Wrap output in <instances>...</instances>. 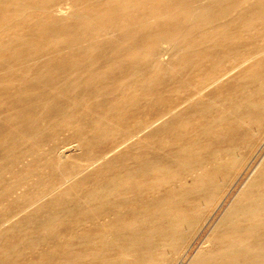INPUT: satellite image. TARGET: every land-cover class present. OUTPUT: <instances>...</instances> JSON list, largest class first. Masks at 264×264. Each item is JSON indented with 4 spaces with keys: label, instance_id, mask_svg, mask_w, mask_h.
Segmentation results:
<instances>
[{
    "label": "rangeland",
    "instance_id": "rangeland-1",
    "mask_svg": "<svg viewBox=\"0 0 264 264\" xmlns=\"http://www.w3.org/2000/svg\"><path fill=\"white\" fill-rule=\"evenodd\" d=\"M62 1L63 0H48V1H46V0H44V1L43 0H34V1H32V0H14V1H12V0H0V34H1L0 35V43H1L0 44V57L2 56V58H0V67H1L0 68V70H1V72H0V115H1L0 116V138H1L0 143L2 142V144L0 145L1 146L0 147V151H1L0 152V163H1L0 164V175H1V177H0V187H1L0 199L4 198L6 200V201L4 199H3V201L0 200V201H2V203L0 202V220L8 218L9 216L13 215L16 211H18L20 208L25 206L23 208V211H20L16 214V216L19 215L18 218L14 219V221H12V223L6 225L5 227L0 228V264H22V263L23 264L24 263L25 264H33V262H35L37 264H48V263L49 264H53V263L57 264L58 262H59L58 264H61V262H62V264H79L80 262H81L80 264H96V263L97 264H102V263L108 264L107 261H108V259H110V257L112 258V260H113V258L114 259L116 258V260H117L118 253L120 251L119 247H118V249H116L114 247H117V246H113L110 241H106L108 243H102L101 244L100 242L98 243V241H95L92 238L93 235L95 236V234H100L103 231V230H101V229H103V226H104V229L106 228V230L110 229L109 227H108L109 228L108 229L107 226H111L112 223L114 222L113 221L114 219L111 220L112 217L108 216L106 213V211H108V209L110 207L107 205L100 206L95 211V213L92 214L90 212V208L87 206V204L82 203L83 196H85L86 193H88L90 190H92V187L94 185L97 187H102L105 183H107V181L114 182L113 180H115L116 178L119 177L122 169L124 168L126 163H129V161L134 163V162H136L135 160L138 159L139 157H141V158L145 157L144 160L149 159V157H151L150 159L168 160L173 156V154L177 153V151L182 146L187 147V146L192 145V143H195V142L201 146H204V145L206 146V145H210V144L211 145L212 144L217 145L219 143V141H222V140L227 141V140H229V138L231 136L230 135L231 133H230L229 134L230 136L228 135V137L220 138L219 132L223 131L224 129H226L228 132V129H230L231 127L232 128L234 127L235 133H233V135L235 136L236 142L238 143V150L239 151L241 150L240 152H242V151L243 152L241 153L242 155L237 152L236 162H238V163H236V166H235L236 169L230 168L229 169L230 171H228V170H226V169H228V167H225L226 169L225 168L223 169L224 173H222L223 171H221V175H220V178L218 181L220 183H217L218 184L217 186L220 188L222 187V188L218 189L216 186V188H217L216 192H217V194L220 195V198L218 197L219 195L217 196L218 202L215 201L214 205H209L211 202L208 203L206 206V209L203 206V209H204L203 211H205L207 213V215H206L207 218L205 217L206 220L204 219L203 220L204 222H203L200 220L202 215H198V217H199L198 219L201 221L199 224L200 229L198 227V229L195 232H193L194 230L191 228H188V230L186 229V231L183 230L179 235V240L176 241L178 244L175 242V244L172 246V249L168 250L169 252L167 251L168 252V253H166L167 255L165 254L162 257L163 260L161 262L156 263V264H159V263H161V264H188L190 262V260L193 258V256L198 252V250L200 251L204 247V245L206 246V243L204 241H206L207 237L209 236L210 232L212 231L213 226L218 222V220L221 218V216L227 210V208L229 207L231 202L237 196L239 191L243 188V186L245 185V183L247 181V176H248L250 170L254 167V165L259 161L260 157L264 154V141H263L264 138H263L259 142L260 145L257 148V150L253 151L254 154L251 153V157L247 161V159H246L247 154L245 155V153L247 152V141L250 139V137L252 139L256 138V136H257L256 131H258V130L262 132L261 134H264V129L261 130V128L260 129L256 128V130H253V131H252V129L247 130L246 125H243L242 123H240L238 121H235L236 115H239V113H242V112L246 113L247 110L249 111V110L253 109L252 106L248 105L249 101L256 100L259 97H261L263 94L260 92V90L258 88V83H256V81H254V79H255L254 75L256 74V71H258L260 69V66H261V63L257 64V61L261 60L264 57V55L258 56L253 62H249V63L246 62L247 64L245 63V64L240 65V66L238 64H239V62L241 63L243 60V54L242 53L244 51H246V50L248 51L250 49L256 51L260 48L258 46L264 45V37L262 38L264 33L259 32V31L257 32L256 30L255 31H248L247 27H248V25H251L250 24L251 20L249 19L251 14L248 12L247 3H243V2L239 3L238 2V4L236 5V7L233 10V13H232L233 16L229 17V19H231V20H229L230 27L233 29V31L235 30L236 33L234 35L233 40H231L230 43H224L222 45V46H225V48L224 47L221 48V45L219 47H215V46L213 47V46H211L210 43L200 42L199 40L202 37L200 35V27L197 25L192 26V24H187V25L185 24L184 28H186V27L192 28V36L190 38L186 39V42H183L184 45L186 43H188V44L196 43V44H198V46L193 47L191 45H188V49H186L185 52L181 53L180 50H178L177 48H175L173 46H169L170 44L165 42L166 41L165 39H167L165 37H169V35L174 30H176V25L178 24L179 17H181V19L184 17L182 14L179 15L178 18L176 17L175 19H165L163 17H160L159 13L166 14V13L176 12V10H177L176 7H173V5H171V2L168 0L167 1H165V0L164 1L163 0H137L135 2L136 4L134 3L135 5L131 8H128V9H124V8L122 9V6H123L122 4H124L126 1H127L126 3H128L129 1L133 2L134 0H121V1L120 0H88V1L86 0V2H85V0L84 1L83 0H79V1L78 0H68L67 2H70L71 5L70 4L67 5L66 1H63V2ZM139 1H140V3H139ZM149 1H152L155 4L153 5V3H149ZM180 1L184 4V3H188L192 0H180ZM35 2H37V3H35ZM38 2H41V3H38ZM64 2H65V4H64ZM80 2L82 5L80 4ZM78 3L88 13H92V14L94 13L95 14V15H93V20L90 24H87V22H84V23L81 22L82 20L80 21V19L76 18V16H69V15H67V13L63 14V13L57 11L59 8L58 6H62V7H64V9H68L70 11V10L74 9V5L75 4L78 5ZM103 3H104V7H103ZM47 4L49 5V8L47 7L48 6ZM107 4H108L107 7L108 8L110 7V9L105 7V5H107ZM64 5H67V6L65 7ZM85 5H86V7H85ZM98 5H100L101 8L98 7ZM111 5L114 8H111L112 7ZM149 5H150V7H149ZM155 5H156V7H155ZM37 6L38 7L42 6V8H38ZM55 6H57V7L54 8ZM70 6H72V7H70ZM147 6L149 8L146 9ZM68 7H70V8H68ZM97 7L100 9L104 8L103 9L104 11L107 8L105 11L106 13L103 10H100V9L98 10ZM14 9H18V11H15ZM148 9H149V11H148ZM158 9H160V10H158ZM6 10H7V12H6ZM138 10H139V13H137ZM143 10H145V11H143ZM162 10H164V11H162ZM63 11L65 12L66 10H63ZM97 11H100V13L99 12L97 13ZM94 16H95V18H94ZM27 17H29V18H27ZM109 17L113 21H116V22L119 21L118 24H114V25L109 24L108 25V24L104 23L105 18H109ZM157 17L159 19H157ZM42 18H44V19H42ZM96 19H98V20H96ZM36 21L38 23H36ZM54 21H55V23H54ZM36 24H38V25H36ZM53 24H57L58 26L57 25L55 26ZM63 24L65 26H63ZM43 25H46V26H43ZM86 25H89V26H86ZM119 25L128 26L129 27V32H128L129 35L128 34L124 35L123 33L122 34L116 33V37H115V36H111V35H104L103 36V35L95 33L96 30L99 29L100 27H104L103 29L105 31H112V30H115V27L116 26L118 27ZM215 25H217V24L215 23ZM244 25L245 26L247 25V26L245 27ZM37 26H39L40 29L36 31ZM53 26H54V28H53ZM44 27H47V28L44 29ZM90 27H92V28H90ZM58 28L62 30V33H61V30L58 31ZM83 28L84 29L87 28V31H86V29L84 30ZM261 28L263 29V32H264V24L261 25ZM20 29H21V33H29V34L33 35L35 38L37 37L38 38V39L36 38L37 40L33 37V39L35 41L33 43H36V44H33V45L26 44V45H20V46H14L13 47V45L12 44L10 45L9 42L5 43V41L7 39L9 41V37L13 36L14 33H16V31H19ZM52 29L53 30L57 29V30L53 31ZM66 29H68L69 31ZM70 29L73 31V33ZM78 29H80V30H78ZM246 29H247V31H246ZM44 30H47V31L50 30V33L52 32V34H49L48 33L49 31L46 32ZM83 30L85 32H83ZM131 30H133V32ZM236 30L238 31V33ZM66 31L68 32V35H67ZM70 31H71L72 35L69 34ZM91 31H92V33H88ZM79 32H80V34L82 33L83 35L86 34L85 35L86 40L83 42H82V40H79L78 43H75V46H74L75 48L69 47V48H65L66 50H63L61 48L58 49V46L57 47L54 46V48H52V46H53L52 45V46H49L52 48L51 51H50L49 47H48L49 49L44 48V51H41L40 54H37L36 58H29V54L32 51H34L37 47L36 45L39 44L38 41L41 43L42 42L45 43L46 42L45 40H47L48 42L51 40L52 37H50L49 35H52V36L54 35V37H55V34H56L57 37H59L58 39L61 42L63 41L64 43L68 44L73 40V38L74 39L77 38V36L79 35ZM240 32H241V34H240ZM39 34H41V35H39ZM31 35L28 36V39L32 38ZM43 35L45 36V38H43ZM64 35H66V37L68 36L67 39H65L66 37L65 38L63 37ZM72 36H73V38H72ZM120 36H121V38H120ZM239 36H240V38H239ZM114 38H116V39L114 40ZM117 38L119 40H117ZM108 40H109V42H108ZM127 40L130 42H128ZM239 41H240V43H239ZM123 42L130 43L132 45L136 44L140 47V50H138L136 53L137 55H139V59L138 60L135 59L137 61L131 60L130 56H123V57L121 56L122 53H120V52L124 51ZM163 42H164V44H163ZM105 43L107 44L108 47L110 44V47L109 48L106 47ZM102 44L105 46V48H103ZM160 45H162V46H160ZM206 46H207V48H206ZM166 47H169V48H166ZM245 47L246 48L248 47V48L246 50H244ZM203 48H205V49H203ZM210 48H211V51L209 50ZM226 48H232V52L226 51V53H225ZM47 49L49 50V52H46ZM25 50L27 52H25ZM75 50L77 52H73ZM252 50H251V52H252ZM22 51H23V53H22ZM145 51H146V53H145L146 55L144 56ZM156 51H158V52H156ZM11 52H16L18 55L15 53H11ZM93 52L95 55L99 54V56H102L99 59L100 62L98 61L99 63L95 62L93 64H90L87 62L84 63V59L87 56H91V54H92V56H94ZM101 52L104 54L102 55ZM44 53H46V54H44ZM67 53H68V55H67ZM157 53H160L161 57ZM162 53H165V54L162 55ZM19 54H21L22 57H18ZM166 54H168V57L166 56ZM3 55H5V56H3ZM62 55L65 58L62 57ZM110 55L112 58H114L112 61H114L115 64L110 69H105L106 71L104 73V70L102 68H104L105 64H102L103 63L102 61H103V59L108 60L110 58L108 56H110ZM7 56H8V58H7ZM152 56H153V58H156V56H157V59L153 60V58H147V57H152ZM162 56H163V58H162ZM174 57H176V59ZM120 58L122 59L121 61L118 60ZM16 59H20V61L24 60L23 63H21L22 67L18 66L21 64H18L19 62H18V60L15 61ZM160 59L161 60L165 59V60H162L160 62ZM126 60H128L129 62ZM54 61H55V63H54ZM162 62H163V64H161ZM164 62H166V63H164ZM23 64H25L26 66ZM140 65H141V68H142V65H143V68L144 67H147V68L150 67V68H149V70L145 71L147 68L141 69ZM93 66H95L96 68H94ZM100 66H103V67H100ZM162 66L164 68L163 70L161 68ZM167 66L169 67L170 71H172V72L168 71ZM12 67H15V68L17 67L16 68L17 70L15 71V68H12ZM170 67H173V68L171 69ZM232 67H234L233 69L235 72L231 71V75L225 76L223 78V80H221L219 83L204 89V93L202 96L201 95L199 97L197 96L199 94V90L205 85V81L208 79V77H210L212 74L222 73V72H224V71H226ZM244 67H246V69ZM10 68H12L13 70ZM59 68L61 70H59ZM97 68H98V70H95ZM113 68H115L117 70L115 71V69H113ZM137 68H138V71L140 69L141 70L138 72V71H136ZM2 69H3V71H2ZM42 69H44V70H42ZM70 70H72V71H70ZM77 70H78V72H77ZM99 70H100V72H99ZM160 70H162V71H160ZM107 71L108 72L110 71V72L107 73ZM143 71H145L146 73ZM30 72H32V73H30ZM94 72L97 74H95ZM34 73H36V74H34ZM40 73L45 75V76L41 75ZM71 73L73 76L75 75V73H78V75L76 74L74 76V78L69 77V76H72ZM92 73H94L95 76H93L94 74H92ZM140 73H141V75H140ZM151 73H152V75H151ZM172 73H173V76H170V75H172ZM232 73H234V74H232ZM1 74H2V76H1ZM153 74H154L155 78H153ZM6 77H7V79H5ZM26 78H29V79H26ZM66 78H67V80H66ZM195 78H196V80H194V82H193L192 79H195ZM1 79H4V80H1ZM69 79H72L71 80L72 82H69L70 81ZM77 79H79V80H77ZM145 79H146V81L147 80L148 81L146 82ZM177 79L178 80L181 79V80L177 81ZM184 79L187 81H184ZM13 80H14V82H13ZM162 80L167 81V82H164ZM188 80H190V81H188ZM33 81L36 82V85L38 83H41V84L36 86L35 84H33L34 83ZM65 81H66V83H65ZM86 81L88 83L87 85H90L88 88H87V85H85ZM172 81H174V82L172 83ZM62 82H64V84H62ZM73 82H74V84H72ZM181 82H184L185 84L184 83L181 84ZM70 83L72 85H74V88L70 86L71 85ZM143 83L146 84L147 86L144 85ZM30 84H33V86H30ZM42 84L48 85V86H45L47 89H45ZM188 84H191V86L190 85L188 86ZM41 85L43 87H41ZM57 85H58V87H59V85H61V88L63 85H65V86H63L64 88L61 89V88H58ZM75 85L76 86L80 85L79 88L81 90L79 88L76 89L77 87H75ZM81 85H83L84 87H82ZM137 85H142V86L140 87ZM21 86H23V87H21ZM92 86L94 88L98 86L99 88L97 87L98 89L97 88L94 89ZM109 86H110V88H109ZM145 86L148 88V90H146ZM30 87H32V88H30ZM131 87H133V88H131ZM41 88H43L42 89L43 91L41 90ZM50 88H52V90ZM69 88H72V89H69ZM108 88L111 89L112 91L110 90V92L107 94V92L109 91ZM144 88L147 92L144 91ZM65 89H69L68 91L66 90L67 93L70 92V94H68L67 96H64V93L66 91L65 92L62 91ZM91 89H93V94H91L92 93ZM101 89H102V93L100 91ZM105 89H107V90H105ZM30 90H31V92H29ZM44 90H47V91L44 92ZM78 90H80V91L78 92ZM82 90L85 92L87 91L86 94L84 92H82ZM104 90L107 92H105ZM135 90H137V91H135ZM153 90L155 92H153ZM73 91L75 94L73 93ZM149 91L152 92V94ZM173 91H174V93H173ZM32 92L36 93V95L34 94V96H33ZM61 92H63L62 94L64 97L62 96V94H60ZM67 93H65V94H67ZM79 93H82V95L80 94V96H79ZM94 93H96V94H94ZM110 93H111V95H110ZM56 94L61 96V98L59 96L60 100H58V96H56ZM72 94L77 95V97L72 96ZM89 94H91V95H89ZM100 94L103 96H101ZM18 96L21 98L18 99L19 98ZM48 96H49V98H48ZM98 96H100V97L98 98ZM192 96L193 97L197 96V98L194 101L188 102L186 104V102L188 101L187 98L192 97ZM26 97H28V98H26ZM54 97H55L56 101L54 100ZM70 97L71 98L74 97L76 100L74 101V98L71 99ZM45 99H46V101L48 100V103L50 106L48 105L47 102H46L47 104L45 103ZM52 100L54 101V103L51 102V104H50V101H52ZM69 100L71 101V103L69 102ZM150 100H152V101H150ZM210 100H211V102H210ZM65 101L69 102V103L66 102L67 103L66 105L68 107L70 106V104H72L74 110L72 108H70V109H68V107L66 108L65 107L66 105H64ZM76 101H78V104ZM212 101H214V102H212ZM11 102H13L12 104H10L12 107L8 105ZM40 102H42V103H40ZM73 102H74V104H73ZM145 102L149 103V104L147 103L148 106H147V104H145ZM17 103H19V104H17ZM39 103L42 105V107L44 106L43 109ZM62 103H64L63 104L64 106L62 105ZM34 104L36 106H34ZM56 104H58V106ZM7 105H8V107H11V108H9V109L7 108L8 110L6 108L3 109V107H7ZM54 105L57 106L56 108H58V107L59 108L58 109H56L54 107L52 108V106H54ZM48 106H49V108H47L48 109L47 110L46 107H48ZM144 106H146V107H144ZM64 107L68 110L72 109L73 111L71 110V113L75 116H71L72 114L68 110H65ZM143 107H144V110H143ZM179 107H181V108H179ZM39 108H40V110H39ZM104 108L105 109L107 108V109L104 110ZM45 109H46V111H45ZM52 109L54 111L53 113H52ZM61 109L64 111V113ZM141 109H142V111H141ZM22 110L23 111L26 110V111L20 112ZM10 111H12V112H10ZM31 111H32V114H31ZM34 111H36V112H34ZM59 111H60V113H59ZM77 111H78V113H81V114H78ZM120 111H121V116H120ZM254 111H255V109L253 110V112ZM6 112H10V113H6ZM44 112L45 113L47 112L45 115H47L48 112L50 114L52 113L51 114L52 116H50V114H49V116L47 115V117H46L48 119H46L45 116H43ZM82 112H83L84 118L82 116ZM167 112H173V115L172 116L168 115V118L175 117L174 123L168 124V126H167V122H160V124L155 125L156 126L155 128L151 127V128H149L150 130L147 129L143 133V137L141 135L140 137L135 138L133 141L129 142L126 146H124V148L122 147V149H120V152L113 154V155H110V157L107 158L104 162H101V161L97 162L96 163L97 167L89 168V169H93V170L90 171L89 169H87V170L82 171V169H80V168H83V165L85 163L89 162L93 158L95 159V158L99 157L100 155L109 151L110 150L109 148H112L115 145H117V142L120 143L123 140V138L126 137L125 131L127 129H133V128L134 129H140L145 125V123H147L149 121H153L155 118H158L159 116H161ZM14 113H15V115H14ZM18 113L19 114L24 113V115L23 114L18 115ZM42 113H43V115L41 116L40 114H42ZM127 113H128V115L130 113L131 116L134 115V116H132L133 118L126 115ZM134 113H136V114H134ZM141 113H143V115ZM66 114H67V116H64ZM194 114H195V116H194ZM254 114H255V112H254ZM3 115H5V116H3ZM35 115H36V117H35ZM78 115L80 117H78ZM144 115H146V116H144ZM184 115H185V117H184ZM213 115H215V117H213ZM216 115H217V117H216ZM127 116H128V120H126ZM219 116H221V117H219ZM41 117L44 119L40 121ZM74 117L77 120L76 121L77 123L75 122ZM124 117H125V119H124ZM25 118H27V120ZM38 118H39V121L41 123H38L39 122V121H37ZM62 118L63 119L67 118V120L66 119L63 120ZM144 118H146V119H144ZM30 119H32V120H30ZM209 119H210V121H209ZM1 121H2V123H1ZM21 121H22V123H19ZM28 121H30V122H28ZM35 121H37V122H35ZM84 121H85V123H84ZM177 121H178V124H180V125H177ZM9 122L12 124L8 125ZM27 122H28V124H27ZM42 122H44L45 124H46V122L50 123V126L46 127L47 124H46V126H44L42 124ZM53 122H55V123H53ZM72 122H73L74 126L72 125ZM86 122H88L89 124L87 123L88 124L87 125ZM90 122L92 124H90ZM143 122H144V125H143ZM139 123H141V124H139ZM17 124L19 125V127L21 126L20 127L21 129L18 127ZM38 124L39 125L41 124V125L39 126ZM82 124H86L87 126L86 125L83 126ZM165 124H166V126H165ZM24 125H26V126H24ZM134 125H136V127ZM4 126H7L8 128L7 127L5 128ZM16 126H17V128H16ZM22 126H23V129H26L29 131L32 130V133L34 131H38V130L42 133H40L39 135H36V137L35 136L32 137L29 140L24 139V138L20 137V133L23 130ZM34 126L35 127L38 126V127L35 128ZM71 126H73V127H71ZM79 126H82V127H80L81 130H83L82 128H86L87 132L85 131V129L83 131H85L86 134L88 135L87 136V139H88L87 145H83V147L81 149V153L79 151L75 152V153H73L74 155L76 153H79V154H76V156L71 155V158L66 159V161L64 160V163L60 167L57 165H52L47 160V158H45V157L52 159V156H53L52 154H54L53 158L54 157L56 158L58 150L62 149L65 146L67 147V146L72 145L73 141L75 140L74 131H75V129H76V131L78 129H80ZM140 126H142V127H140ZM175 126H176V128H175ZM26 127H28V128H26ZM40 127H42V128H40ZM12 129L13 130L17 129V130H15L17 132L13 131ZM176 129H178V130H176ZM237 129L239 130V133H238ZM204 130L208 133L204 132ZM6 131H8V132L6 133ZM46 131H47V133H46ZM170 131H171V133H170ZM11 132L14 135L16 133L17 134L19 133L20 138L17 137V135H15L16 136L15 138L16 139L18 138V139L16 140L14 138L16 140V141H14V139H13L14 135ZM182 132H184V133H182ZM246 132H250L252 134H246ZM8 134L11 135L13 140L10 138V136H8ZM165 134L167 135V137ZM170 134H171V136H170ZM43 137H47V138H43ZM40 138H42V139H40ZM52 138H55V139L53 140ZM169 138H171V139H169ZM36 139H38V140H36ZM48 139L50 140V141H48L49 143L48 142L45 143V140L47 141ZM23 140H25V142H23ZM31 140L36 141V142L33 143ZM39 140H41V141L44 140V142L42 141L43 142L42 143ZM7 141H9V142H7ZM17 141H20V142H17ZM21 141H22V143H21ZM29 141L31 144L29 143ZM164 141L166 142V145H165ZM163 142H164V145H163ZM36 143H37V145H36ZM151 144H152V146H151ZM180 144H182V145H180ZM4 146L6 148H4ZM139 146H141V147H139ZM157 147H159V148H157ZM2 150H5V151H2ZM24 150L25 151H36L37 154L35 153V156H36L35 159L33 160L34 153L32 156L26 155ZM86 151H87V153H86ZM128 151H130V152H128ZM5 152H7V153L4 154ZM22 152L24 155L22 154ZM118 154H120V155H118ZM127 154H129V155H127ZM133 154H134V156H133ZM8 155L11 156L10 157L11 160H10ZM15 155H17V156H15ZM81 155L83 157H81ZM96 155H98V156H96ZM14 156L16 158H14ZM72 156L74 158H72ZM189 156L193 157L194 154L192 153ZM195 156H196V154H195ZM238 156H239V158H238ZM55 158H54V160H55ZM110 158H113V161H111L112 159H110ZM79 159H81V160H79ZM10 161H11V163H10ZM243 161H246V162L244 163ZM45 162L47 163L46 166H45V164H46ZM103 163H104V165H101ZM42 164L44 165L43 166L44 168L42 167ZM28 165H30V166H28ZM26 167H28V169ZM67 167H69V168H67ZM92 167H94V166H92ZM70 169H71V171H70ZM94 170H96V171H94ZM26 171H28V172H26ZM6 172H7V175H6ZM33 172H35V173H33ZM68 172H72L73 174L80 172L79 175L74 178V181H72L70 184L65 185V188H67L69 186L70 189L74 188V190H72L71 192H70V190L66 191V189H64V187H63L64 184H62L61 186H59V188H60V189L58 188L59 190H56V191L54 190L51 193L46 194V196L40 198V200L37 199L38 201L36 200V202L31 204L34 206L36 203H38L42 200L39 203L40 205L37 204L34 207H32L31 205L30 206L27 205V204H29V202H32V200H34L33 197L35 195H37V193H38L37 191L39 190L38 187H39V185H41L43 183V181H44L43 184H45V186L49 185V184H53V183H58V180L62 179L63 173H68ZM1 173H3V174H1ZM29 173L31 176L29 175ZM81 173H83V174H81ZM8 174H9V176H8ZM223 175H226L227 177L226 176L224 177ZM221 176H223V177H221ZM231 176H233V177H231ZM38 177L41 178V180H39ZM46 177H48V178H46ZM228 177L233 179V180L230 179L231 181H226L227 179H229ZM107 178H109V179H107ZM223 179L224 180L226 179V180L224 181ZM38 180L40 183L38 182ZM32 184L35 186H33ZM71 185H73L72 186L73 188L71 187ZM175 186H176L175 188H178L177 187L178 185H175ZM47 187L48 186H46V188ZM10 188L15 190V191H13L11 189L13 191V194H12L11 190H8ZM163 188H165V187H163ZM163 188L159 187V188H155L153 190L152 189H150L148 191L145 190L141 195L142 198L135 201L134 206H136V207L130 208V207L122 206V208H120L119 214L120 215L123 214L122 215L123 217L122 216L119 217L118 224L122 225L123 227H126L128 224H130L129 222L131 221L132 214L133 215L136 214L137 211L140 212V210H141L140 208L142 206H145V204H147L149 202V200L152 201L153 198L156 199L157 196H160L161 193H163ZM6 189L8 192L6 191ZM159 189H160V191H159L160 193L158 192ZM16 191H17V193H16ZM74 191L75 192L78 191V194H81L82 196L80 195L79 197H75ZM68 192H70V196H68V194H67ZM18 193H20V195ZM55 193H57V194H55ZM15 194H17V196ZM144 194H145V198H144ZM155 194H157V196H155ZM12 195H14V196H12ZM11 197H13V198H11ZM36 197L37 196H35L34 198L36 199ZM117 197H118L117 195H116V198L113 195H111V196H108V198L100 197L102 199L99 198V200L100 201L102 200L101 202H103V203L108 202L109 204L111 203L110 205H113V202L115 201V199H117ZM207 197L208 196H206V198ZM30 198L32 200H30ZM66 198H68V199H66ZM118 200L123 201L122 198H118ZM142 200H143V203L142 202L140 203V201H142ZM23 201H24V203H23ZM55 201L56 202L60 201L61 204L58 203L59 204L58 205ZM75 201H77V202H75ZM3 202H5V203H3ZM216 202H217V204H216ZM211 204H213V203H211ZM59 206L68 207V209H70L72 212H74L73 213L74 215L72 218L67 219L66 221H63L62 223H60L58 225L57 231L56 230L42 231L43 229H41V230L40 229L30 230L32 228H30V229L28 228L29 225L32 224L30 222L34 221L36 223V221L38 222L40 220L45 219L46 218L45 216L49 212H51L54 207L58 209ZM207 207H210V208H207ZM27 209H28V211L25 212V210H27ZM207 210H208V212H207ZM44 211H46V212H44ZM124 213L129 217L131 215V217L130 218L125 217L126 215ZM16 216H14L13 218H15ZM101 219L104 221H101ZM10 220H11V218L8 219L7 221H10ZM27 220H28V222H27ZM105 220L108 222H106ZM7 221L5 223H7ZM109 221H112V222L109 223ZM102 222L103 223L106 222L107 224L105 223L103 225ZM98 223H100V224H98ZM138 223L139 222H137V224ZM90 226H91V229L93 230V232H91V229L88 230V228H90ZM96 226H101L98 228L100 230L96 229ZM140 226H142V225L140 224ZM25 228H27L28 230L27 229L25 230ZM83 228L85 230H83ZM87 230L89 232H85ZM80 231H82V233ZM74 235H75V237H74ZM188 235H189V237H188ZM99 236H101V234ZM123 237H122V239H123ZM187 237H188V239H187ZM36 239L38 241H36ZM71 239H72V241H71ZM90 240H92V241H90ZM88 241H90V243H87ZM34 242H35V244H33ZM80 244L82 246H80ZM184 244H186L185 247H184ZM53 245H55V246H53ZM177 246H178V248H177ZM182 247L184 250L182 249ZM105 248H106V250H105ZM180 248L183 252L180 250ZM54 250H56V251H54ZM50 251H52V252H50ZM57 251H59V252H57ZM69 251H70V253H69ZM178 251H181V252H179V254H178ZM60 252L62 255L58 254ZM72 252H75V253H72ZM100 253H102V254H100ZM57 254H58V256H57ZM67 254H68V257H67ZM99 254H100V256H99ZM174 254H176V255L174 256ZM40 255L44 256V258L41 257ZM70 255L73 259L71 257H69ZM104 255H105V257H104ZM107 256H110V257L108 258ZM39 257H41L42 261L38 260ZM97 257H100L99 260L97 259ZM30 258H32L33 260H31ZM56 258L58 260L57 262H56ZM104 258H107V261ZM20 259H21V261H20ZM53 259H54V262H52ZM74 259H75V261H74ZM90 259H93L92 260L93 262ZM100 259L103 260V262H101ZM63 260H65V261H63ZM82 260H83V262H82ZM95 260L97 262H95ZM26 261H28V262H26ZM75 262H77V263H75Z\"/></svg>",
    "mask_w": 264,
    "mask_h": 264
},
{
    "label": "bare ground",
    "instance_id": "bare-ground-1",
    "mask_svg": "<svg viewBox=\"0 0 264 264\" xmlns=\"http://www.w3.org/2000/svg\"><path fill=\"white\" fill-rule=\"evenodd\" d=\"M14 1V0H12ZM34 1V0H32ZM44 1V0H43ZM48 1V0H46ZM63 1H66V4H70V2H67L68 0H63ZM62 1V2H63ZM79 1V0H78ZM84 1V0H83ZM88 1V0H87ZM121 1V0H120ZM137 0H134L133 2H128V3H124L122 4V9H128V8H131L133 7L136 3ZM164 1V0H163ZM167 1V0H165ZM171 2V5H173V7H176V12H172V13H166V14H163V13H159L160 17H163L165 19H175L176 17L178 18L179 15H183L184 17L181 19V17H179L178 19V24L176 25V30H174L170 35L169 37H165L167 39H165L166 43H169L170 45L169 46H173L175 48H177L178 50L182 52H185L186 49H188V45H191L193 47H197L198 44L196 43H191V44H188L186 43L184 45L183 42H186V39L190 38L192 36V28L191 27H186L184 28L185 24H192L193 25H197L200 27V35L203 37H201V39L199 40L200 42L202 43H210L211 46H215V47H219L221 45V48L225 46H222L224 43H230L231 40H233L234 38V35H235V30L233 31V29L230 27V23H229V17H232L233 16V10L234 8L236 7V5L239 3H247V9H248V12L251 14L249 19L251 20L250 21V24L251 25H248L247 29L248 31H259V32H263V29L261 28V25L264 24V0H192L188 3H182L180 0H168ZM4 2V1H3ZM42 2V1H41ZM41 2H38V3H41ZM86 2V0H85ZM92 2V1H91ZM103 2V1H102ZM17 3V2H16ZM19 3V2H18ZM37 3V2H35ZM122 3V2H121ZM135 3V4H134ZM140 3V1H139ZM142 3V2H141ZM149 3H153L152 1H149ZM23 4V3H22ZM65 4V2H64ZM81 4V2H80ZM78 3L74 5V9L72 10H68V9H64V7L62 6H58V10L59 12L63 13V14H66L69 15V16H76V18H79L81 22H87V24H90L93 20V15H95L94 13H88L87 11H85V9ZM84 4V3H83ZM91 4V3H90ZM138 4V3H137ZM155 3H153L154 5ZM48 5V4H47ZM46 5V6H47ZM67 5H64L65 7ZM71 5V4H70ZM77 5V6H76ZM110 5V4H109ZM152 5V4H151ZM7 6V5H6ZM91 6V5H90ZM102 6V5H101ZM107 5H105V7H107ZM112 6V5H111ZM116 6V5H115ZM118 6V5H117ZM126 6V7H125ZM5 7V6H4ZM38 7V6H37ZM45 7V6H44ZM49 8V5L47 6ZM57 6H55L54 8H56ZM72 7V6H70ZM68 7V8H70ZM86 7V5H85ZM98 7H100V5H98ZM97 9L99 10L100 8ZM103 7H104V3H103ZM138 7V6H137ZM136 7V8H137ZM143 7V6H142ZM150 7V5H149ZM148 6L146 7L149 8ZM156 7V5H155ZM38 8H42V6L38 7ZM108 8V7H107ZM106 8V9H107ZM111 8H114L113 6ZM172 8V7H171ZM87 9V8H86ZM104 8L100 9V10H103ZM105 9V11H106ZM110 9V7L108 8ZM154 9V8H153ZM170 9V8H169ZM15 11H18V9H14ZM20 10V9H19ZM63 10H66L65 12ZM68 10V11H67ZM152 10V9H151ZM160 10V9H158ZM13 11V10H12ZM104 11V10H103ZM104 11V12H105ZM145 11V10H143ZM147 11V10H146ZM149 11V9H148ZM147 11V12H148ZM153 11V10H152ZM164 11V10H162ZM7 12V10H6ZM43 12V11H42ZM100 13V11H97V13ZM141 12V11H140ZM96 13V12H95ZM96 13V14H97ZM106 13V12H105ZM137 13H139V10L137 11ZM146 13V12H145ZM33 14V13H32ZM36 14V13H35ZM103 15V14H102ZM108 15V14H107ZM147 15V14H146ZM37 16V15H36ZM98 16V15H97ZM22 17V16H21ZM24 17V16H23ZM29 18V17H27ZM95 18V16H94ZM44 19V18H42ZM46 19V18H45ZM53 19V18H52ZM157 19H159L157 17ZM238 19V18H237ZM14 20V19H13ZM51 20V19H50ZM57 20V19H56ZM55 20V21H56ZM84 20V21H83ZM95 20V19H94ZM98 20V19H96ZM101 20V19H100ZM47 21V20H46ZM45 21V22H46ZM52 21V20H51ZM50 21V22H51ZM54 21V23H55ZM234 21V20H233ZM53 22V21H52ZM51 22V23H52ZM119 22V21H118ZM118 22L116 21H113L109 18H105V21L104 23L106 24H118ZM36 23H38L36 21ZM40 23V22H39ZM215 23L217 25H215ZM49 24V23H48ZM59 24V23H58ZM126 24V23H125ZM38 25V24H36ZM53 25H57V24H53ZM243 25V24H242ZM43 26H46V25H43ZM58 26V25H57ZM63 26H65L63 24ZM86 26H89V25H86ZM245 26V25H244ZM247 26V25H246ZM245 26V27H246ZM48 27V26H47ZM47 27H44L47 28ZM62 27V26H61ZM74 27V26H73ZM72 27V28H73ZM54 28V26H53ZM81 28V27H80ZM92 28V27H90ZM104 27H100L99 29L96 30V34H100V35H111V36H115L116 37V33H119V34H128L129 35V27L126 26V25H119L118 27L116 26L115 27V30H112V31H105L103 29ZM39 26L36 27V31L39 30ZM43 29V28H42ZM84 29V28H83ZM86 31H87V28H85ZM84 29V30H85ZM175 29V28H174ZM246 29V31H247ZM53 30V29H52ZM57 30V29H56ZM56 30H53V31H56ZM61 30L58 28V31ZM68 30V29H66ZM71 30V29H70ZM80 30V29H78ZM83 30V32H85ZM92 30V29H91ZM46 32H48L49 34H52V32L50 33V30H44ZM69 31V30H68ZM72 31V30H71ZM71 31L69 34H71ZM77 31V30H76ZM133 32V30H131ZM130 31V32H131ZM135 31V30H134ZM237 31V30H236ZM67 32V31H66ZM81 32V31H80ZM79 32V37L77 36L76 39L73 38V40L66 44L64 43L63 41L61 42L57 37V35L55 34V37L54 35H49L51 38V40L48 42L47 40H45L46 44L45 43H41L38 41L39 44H37L36 46V49L34 51H32L30 54H29V58H36V55L37 54H40L41 51H44V48H48L49 46H52V48L57 47L58 46V49H63V50H66L65 48H75V43H78L79 40H82L85 41L86 40V34L83 35L82 33L80 34ZM94 32V31H93ZM131 32V33H132ZM136 32V31H135ZM202 32V33H201ZM47 33V34H48ZM61 33H62V30H61ZM65 33V32H64ZM73 33V31H72ZM76 33V32H75ZM88 33H92L91 32H88ZM145 33V32H144ZM238 33V31H237ZM77 34V33H76ZM241 34V32H240ZM1 35V34H0ZM31 35L29 33H21V29L19 31H16V33H14L13 36L9 37V41L8 39L5 41L6 42H9L10 45L12 44L13 47L14 46H20V45H33V44H36V43H33L35 42L34 39H33V35L31 39H28V36ZM41 35V34H39ZM45 35V34H44ZM43 35V38H45V36ZM67 35H68V32H67ZM72 35V34H71ZM88 35V34H87ZM91 35V34H90ZM127 35V36H128ZM131 35V34H130ZM258 35V34H257ZM48 36V37H49ZM174 36V37H173ZM47 37V36H46ZM64 38L66 37V35L63 36ZM68 37V36H67ZM67 37L65 39H67ZM237 37V36H236ZM264 37V35L262 36V38ZM30 38V37H29ZM35 38V37H34ZM37 38V37H36ZM35 38V39H36ZM71 38V39H72ZM121 38V36H120ZM134 38V37H133ZM160 38V37H159ZM240 38V36H239ZM38 39V38H37ZM36 39V40H37ZM70 39V40H71ZM116 38H114L115 40ZM123 39V38H122ZM236 39V38H235ZM250 39V38H249ZM113 40V41H114ZM117 40H119L117 38ZM107 41V40H106ZM128 41V40H127ZM242 41V40H241ZM81 42V41H80ZM109 42V40H108ZM130 42V41H128ZM3 43V42H2ZM240 43V41H239ZM242 43V42H241ZM255 43V42H254ZM262 43V42H261ZM1 44V43H0ZM81 44V43H80ZM106 44V43H105ZM117 44V43H116ZM164 44V42H163ZM247 44V43H246ZM94 45V44H93ZM103 45V44H102ZM168 45V44H167ZM89 46V45H88ZM87 46V47H88ZM162 46V45H160ZM244 46V45H243ZM85 47V46H84ZM91 47V46H90ZM106 47L107 44H106ZM109 47H110V44H109ZM108 47V48H109ZM123 49L124 51L120 52L122 53L121 56H130L131 60H134V61H137L139 59V55H137V51L140 50V47L138 45H132L130 43H125L123 42ZM202 47V46H201ZM205 47V46H204ZM228 47V46H227ZM260 47L258 50L254 51L252 49L250 50H246L247 48L245 47L244 51L242 54H243V60L242 62L240 63L239 62V66L240 65H243L245 64L246 62L249 63V62H253L258 56H261V55H264V45H261V46H258ZM50 48V51H51V47ZM48 48V49H49ZM78 48V47H77ZM94 48V47H93ZM103 48H105V46L103 45ZM154 48V47H153ZM166 48H169V47H166ZM190 48V47H189ZM207 48V46H206ZM47 49V50H48ZM83 49V48H82ZM88 49V48H87ZM97 49V48H96ZM102 49V48H101ZM122 49V48H121ZM151 49V48H150ZM164 49V48H163ZM172 49V48H171ZM205 49V48H203ZM230 49V50H229ZM46 52H49V50ZM79 50V49H78ZM103 50V49H102ZM109 50V49H108ZM201 50V49H200ZM207 50V49H206ZM211 51V48L209 49ZM252 50V52H251ZM20 51V50H19ZM18 51V52H19ZM69 51V50H68ZM101 51V50H100ZM149 51V50H148ZM165 51V50H164ZM168 51V50H167ZM227 52H232V48H226L225 49V53ZM10 52V51H9ZM8 52V53H9ZM25 52H27L25 50ZM67 52V51H66ZM73 52H77L76 50L73 51ZM103 52V51H102ZM101 52V53H102ZM119 52V51H118ZM143 52V51H142ZM153 52V51H152ZM158 52V51H156ZM160 52V51H159ZM176 52V51H175ZM174 52V53H175ZM11 53H15L17 54L16 52H11ZM23 53V51H22ZM70 53V52H69ZM97 53V52H96ZM108 53V52H107ZM146 51L144 52V56L146 55L145 54ZM155 53V52H154ZM166 53V52H165ZM165 53H162V55H164ZM179 53V52H178ZM14 54V55H15ZM46 54V53H44ZM104 53H102L103 55ZM106 54V53H105ZM159 54V56L161 57L160 53H157ZM171 54V53H170ZM13 55V56H14ZM18 55V54H17ZM35 55V56H34ZM60 55V54H59ZM68 55V53H67ZM66 55V56H67ZM71 55V54H70ZM93 55L91 54V56H87L85 59H84V63H90V64H93L95 62L99 63V59L102 57V56H99V54H94L93 52ZM107 55V54H106ZM151 55V54H150ZM153 55V54H152ZM225 55V54H224ZM233 55V54H232ZM5 56V55H3ZM149 56V55H148ZM155 56V55H154ZM158 56V55H157ZM157 56L156 58H153L152 57H147V58H153V60L157 59ZM158 56V57H159ZM166 56L168 57V54H166ZM227 56V55H226ZM18 57H22L21 54H19ZM47 57V56H46ZM62 57H64L62 55ZM68 57V56H67ZM104 57V56H103ZM108 60H104L103 59V63L102 64H105L104 65V68H102L104 70V73H105V69H110L114 64L115 62L112 61L114 58L110 56ZM107 57V58H108ZM2 58V56L0 57ZM8 58V56H7ZM14 58V57H13ZM65 58V57H64ZM163 58V56H162ZM165 58V57H164ZM176 59V57H174ZM63 59V58H62ZM137 59V60H135ZM166 59V58H165ZM165 59H162V60H165ZM18 60V64H21L23 63L24 60H21L20 59H16L15 61ZM119 61H121L122 59H118ZM160 59V62L162 61ZM64 61V60H63ZM99 61V62H98ZM117 61V60H116ZM128 61V60H126ZM129 62V61H128ZM10 63V62H9ZM14 63V62H13ZM55 63V61H54ZM124 63V62H123ZM122 63V64H123ZM140 63V62H139ZM144 63V62H143ZM142 63V64H143ZM150 63V62H149ZM166 63V62H164ZM246 63V64H247ZM261 63V66H260V69L258 71H256V74L254 75V81H256V83H258V88L260 90L262 94L261 97H259L258 99L256 100H252V101H249L248 102V105L252 106V110H247L246 113H239V115H236L235 118L236 120L235 121H238L240 123H242L243 125H246L247 126V130H256V128H261L264 129V57L261 59V60H258L257 61V64H260ZM45 64V63H44ZM69 64V63H68ZM101 64V63H100ZM121 64V63H120ZM141 64V63H140ZM152 64V63H151ZM163 64V62L161 63ZM256 64V65H257ZM25 65V64H23ZM88 65V64H87ZM96 65V64H95ZM150 65V64H149ZM165 65V64H164ZM163 65V66H164ZM167 65V64H166ZM237 65V66H238ZM4 66V65H3ZM15 66V65H14ZM17 66V65H16ZM18 66H21L22 67V64L21 65H18ZM26 66V65H25ZM163 66L161 67L162 70L164 69ZM169 66V65H168ZM167 66L168 68V71H170L169 67ZM7 67V66H6ZM29 67V66H28ZM65 67V66H64ZM67 67V66H66ZM94 68H96L95 66H93ZM100 67H103V66H100ZM149 67V66H148ZM243 67V66H242ZM1 68V67H0ZM12 68H15V67H12ZM10 68V69H12ZM17 68V67H16ZM15 68V71L17 70ZM24 68V67H23ZM70 68V67H69ZM93 68V69H94ZM117 68V67H116ZM140 68H141V65H140ZM144 68H147V67H144ZM143 68V65H142V68L141 69H144ZM150 68V67H149ZM149 68H147L145 71L149 70ZM171 69L173 67H170ZM234 67L222 72V73H218V74H212L210 77H208V79L205 81V85L199 90V94L197 95L198 97L201 95H203L204 93V89L212 86V85H215L217 83H219L221 80H223V78L227 75H231V71H234L233 69ZM246 69V67H244ZM4 69V68H3ZM2 69V71H3ZM21 69V68H20ZM45 69V68H44ZM42 69V70H44ZM73 69V68H72ZM92 69V70H93ZM115 69V68H113ZM140 69V70H141ZM233 69V70H232ZM13 70V69H12ZM50 70V69H49ZM59 70H61L59 68ZM95 70H98L95 69ZM94 70V71H95ZM117 69H115L116 71ZM139 70V71H140ZM160 70V71H162ZM8 71V70H7ZM47 71V70H46ZM72 71V70H70ZM113 71V70H112ZM111 71V72H112ZM114 71V72H115ZM136 71H138V68L136 69ZM138 71V72H139ZM143 71V72H145ZM159 71V72H160ZM1 72V70H0ZM67 72V71H66ZM78 72V70H77ZM100 72V70H99ZM110 72V71H109ZM107 71V73H109ZM142 72V73H143ZM172 72V71H170ZM235 72V71H234ZM19 73V72H18ZM32 73V72H30ZM73 73V72H72ZM71 73V75H72ZM95 73V72H94ZM92 73V74H94ZM146 73V72H145ZM161 73V72H160ZM169 73V72H168ZM214 73V72H213ZM230 73V74H229ZM3 74V73H2ZM1 74V76H2ZM8 74V73H7ZM36 74V73H34ZM41 74V73H40ZM78 75V73H75V75ZM97 74V73H95ZM95 74L93 76H95ZM118 74V73H117ZM135 74V73H134ZM164 74V73H163ZM234 74V73H232ZM31 75V74H30ZM43 75V74H41ZM40 75V76H41ZM74 75V76H75ZM141 75V73H140ZM144 75V74H143ZM152 75V73H151ZM162 75V74H161ZM170 75V74H169ZM26 76V75H25ZM39 76V75H38ZM37 76V77H38ZM45 76V75H43ZM61 76V75H60ZM74 76H69V77H73ZM92 76V77H93ZM149 76V75H148ZM165 76V75H164ZM170 76H173V73L172 75ZM17 77V76H16ZM31 77V76H30ZM56 77V76H55ZM54 77V78H55ZM123 77V76H122ZM181 77V76H180ZM12 78V77H11ZM20 78V77H19ZM33 78V77H32ZM153 78L154 77V74H153ZM169 78V77H168ZM198 78V77H197ZM200 78V77H199ZM7 79V77L5 78ZM10 79V78H9ZM21 79V78H20ZM26 79H29V78H26ZM35 79V78H34ZM59 79V78H58ZM57 79V80H58ZM62 79V78H61ZM149 79V78H148ZM1 80H4V79H1ZM16 80V79H15ZM67 80V78H66ZM70 81L69 82H72L71 80L72 79H69ZM79 80V79H77ZM87 80V79H86ZM89 80V79H88ZM130 80V79H129ZM170 80V79H169ZM181 80V79H180ZM177 79V81H180ZM193 82L195 79H192ZM21 81V80H20ZM35 81V80H34ZM33 81V82H34ZM40 81V80H39ZM83 81V80H82ZM91 81V80H90ZM146 81V79H145ZM148 81V80H147ZM146 81V82H147ZM154 81V80H153ZM164 81V80H162ZM184 81H187L184 79ZM190 81V80H188ZM14 82V80H13ZM45 82V81H44ZM68 82V83H69ZM76 82V81H75ZM140 82V81H139ZM152 82V81H151ZM164 82H167V81H164ZM174 81H172L173 83ZM20 83V82H19ZM66 83V81H65ZM91 83V82H90ZM116 83V82H115ZM149 83V82H148ZM184 83V82H181V84ZM190 83V82H189ZM23 84V83H22ZM33 84L36 85V82H34ZM33 84H30V86H33ZM41 83H38L37 85H39ZM50 84V83H49ZM61 84V83H60ZM62 84H64V82H62ZM71 84V83H70ZM69 84V85H70ZM74 84V82L72 83ZM70 85L71 87L74 88V85ZM87 81L85 83V85H87ZM144 84V83H143ZM150 84V83H149ZM163 84V83H162ZM165 84V83H164ZM185 84V83H184ZM26 85V84H25ZM34 85V86H35ZM36 85V86H37ZM43 85V84H42ZM41 87L44 86L45 89H47L45 86H48V85H43ZM84 85V84H83ZM83 85H81L82 87H84ZM146 85V84H144ZM179 85V84H178ZM187 85V84H186ZM191 86V84H188V86ZM29 86V85H28ZM65 86V85H63ZM62 86L61 88V85H57L58 88H61L63 89L64 87ZM69 86V87H70ZM80 85H75V87H77L76 89L79 88ZM90 85H87V88L89 87ZM114 86V85H113ZM112 86V87H113ZM137 86H142V85H137ZM147 86V85H146ZM145 86V87H146ZM157 86V85H156ZM5 87V86H4ZM23 87V86H21ZM20 87V88H21ZM25 87V86H24ZM93 87V86H92ZM98 87V86H97ZM95 87V88H97ZM168 87V86H167ZM193 87V86H192ZM3 88V87H2ZM19 88V89H20ZM32 88V87H30ZM94 88V87H93ZM94 88V89H95ZM99 88V87H98ZM97 88V89H98ZM110 88V86H109ZM108 88V89H109ZM133 88V87H131ZM139 88V87H138ZM219 88V87H218ZM6 89V88H5ZM43 88H41L42 90ZM52 90V88H50ZM69 89H72V88H69ZM69 89H65V90H62V91H68ZM80 89V88H79ZM96 89V90H97ZM103 89V88H102ZM102 89L100 90L101 93H102ZM81 90V89H80ZM78 90V92L80 91ZM86 90V89H85ZM92 90V91H91ZM90 91L92 92L91 94H93V89H91ZM107 90V89H105ZM104 90V91H105ZM111 89H109V91H105L107 92V94L110 92ZM117 90V89H116ZM146 90H148V88L146 87ZM145 88H144V91H146ZM162 90V89H161ZM10 91V90H9ZM43 91V90H42ZM47 90H44V92H46ZM67 91L65 93H67ZM75 91V90H74ZM73 91V93H74ZM112 91V90H111ZM137 91V90H135ZM142 91V90H141ZM143 91V92H144ZM158 91V90H157ZM160 91V90H159ZM31 92V90L29 91ZM28 92V93H29ZM82 92H84L86 94L85 91L82 90ZM147 92V91H146ZM150 92V91H149ZM153 92H155L153 90ZM33 93V92H32ZM59 93V92H58ZM63 92H61L60 94H62ZM64 93V96H67L69 93L65 94ZM77 93V92H76ZM97 93V92H96ZM94 93V94H96ZM99 93V92H98ZM113 93V92H112ZM152 94V92H150ZM174 93V91H173ZM16 94V93H15ZM31 94V93H30ZM34 94L36 95V93H33V96ZM38 94V93H37ZM46 94V93H45ZM55 94V93H54ZM75 94V93H74ZM72 94V96H76L77 95H74ZM78 94V93H77ZM80 94L82 95V93H79V96ZM89 94V95H91ZM104 94V93H103ZM143 94V93H142ZM160 94V93H159ZM23 95V94H22ZM101 95V94H100ZM111 95V93H110ZM232 95V94H231ZM9 96V95H8ZM51 96V95H50ZM58 96V100H60L61 96L60 95H57ZM55 96V97H56ZM60 96V98H59ZM63 96V94H62ZM63 96V97H64ZM70 96V95H69ZM103 96V95H101ZM116 96V95H115ZM155 96V95H154ZM197 96L195 97H188L187 98V102H192L194 101ZM19 97V96H18ZM55 97H54V100H55ZM100 96H98L99 98ZM143 97V96H142ZM21 97H19L18 99H20ZM23 98V97H22ZM28 98V97H26ZM49 98V96H48ZM57 98V97H56ZM71 98V97H70ZM74 98V97H72ZM71 98V99H72ZM135 98V97H134ZM143 99V98H142ZM155 99V98H154ZM208 99V98H207ZM9 100V99H8ZM66 100V99H65ZM76 99L74 98V101ZM82 100V99H81ZM156 100V99H155ZM212 100V99H211ZM210 100V102H211ZM6 101V100H5ZM24 101V100H23ZM56 101V100H55ZM63 101V100H62ZM152 101V100H150ZM2 102V101H1ZM35 102V101H34ZM33 102V103H34ZM44 102V101H43ZM48 103V100L46 101L45 99V103ZM51 102L54 103V101H50V104ZM71 103V101L69 100L68 101H65V104L62 103V105H66L67 103ZM77 104H78V101H76ZM214 102V101H212ZM13 102L9 103L8 105L11 106L10 104H12ZM21 103V102H20ZM42 103V102H40ZM39 103V104H40ZM46 103V104H47ZM148 103V102H147ZM145 102V104H147ZM19 104V103H17ZM37 104V103H36ZM45 104V105H46ZM74 104V102H73ZM76 104V105H77ZM149 104V103H148ZM147 104V106H148ZM3 107L4 108H11V107ZM38 105V104H37ZM41 105V104H40ZM49 105V103H48ZM58 106V104H56ZM63 105V106H64ZM72 104H70L71 106ZM89 105V104H88ZM142 105V104H141ZM5 106V105H4ZM22 106V105H21ZM34 106H36L34 104ZM50 106V105H49ZM46 107L47 108H49ZM57 106H52V108H56ZM62 106V107H63ZM68 107L67 105L65 106L66 108L68 107V109L73 108V105L71 107ZM201 106V105H200ZM42 107V105H41ZM40 107V108H41ZM44 107V106H43ZM42 107V109H43ZM61 107V108H62ZM64 107V108H65ZM76 107V106H75ZM136 107V106H135ZM146 107V106H144ZM144 107H143V110H144ZM37 108V107H36ZM39 108V110H40ZM59 108V107H58ZM56 108V109H58ZM65 110H68L66 109ZM181 108V107H179ZM5 109V110H6ZM7 109V110H8ZM22 109V108H21ZM45 109V111H46ZM71 109V110H72ZM83 109V108H82ZM107 109V108H106ZM104 108V110H106ZM255 109V114L253 112V110ZM37 110V109H36ZM48 110V109H47ZM62 110V109H61ZM71 110H68L70 113H71ZM72 110V111H73ZM88 110V109H87ZM99 110V109H98ZM138 110V109H137ZM178 110V109H177ZM204 110V109H203ZM26 111V110H25ZM25 111H20V112H25ZM63 111V110H62ZM81 111V110H80ZM83 111V110H82ZM89 111V110H88ZM142 111V109H141ZM146 111V110H145ZM184 111V110H183ZM218 111V110H217ZM12 112V111H10ZM10 112H6V113H10ZM19 112V111H18ZM36 112V111H34ZM50 112V111H49ZM48 112V116H49V113ZM53 109H52V113H53ZM58 112V111H57ZM84 112V111H83ZM83 112H82V116H83ZM87 112V111H86ZM130 112V111H129ZM144 112V111H143ZM174 112V111H173ZM173 112H167L161 116H159L158 118H155L153 121H149L147 123H145L144 125V122H143V127L140 128V129H127L125 131V135L126 137L123 138V140L118 143L117 142V145H115L114 147L112 148H109L106 153L100 155L99 157L97 158H93L92 160H90L89 162L85 163L83 165V168H80L83 170H87L89 168H95L97 167V162H104L107 158L110 157V155H113V154H116L118 152H120V149H122V147L124 148V146H126L129 142L133 141L135 138H138L142 135L143 137V133L149 129V128H155L157 124H160V122H167V126L168 124H172L174 123V118L175 117H170L168 118V115H173ZM47 113V112H46ZM44 112V115L43 113L40 114L41 116H45V118L47 117V115ZM51 113V114H52ZM60 113V111H59ZM64 113V111H63ZM69 113V114H70ZM76 113V112H75ZM78 113V111H77ZM85 113V112H84ZM131 113V112H130ZM128 113L126 115L132 117L134 115L131 116V114ZM185 113V112H184ZM20 114H23L24 113H20ZM18 113V115H20ZM31 114H32V111H31ZM50 114V116H52ZM55 114V113H54ZM58 114V113H57ZM72 114V113H71ZM78 114H81V113H78ZM104 114V113H103ZM136 114V113H134ZM143 115V113H141ZM219 114V113H218ZM6 115V114H5ZM3 115V116H5ZM15 115V113H14ZM26 115V114H25ZM77 115V114H76ZM139 115V114H138ZM137 115V116H138ZM211 115V114H210ZM209 115V116H210ZM1 116V115H0ZM8 116V115H7ZM6 116V117H7ZM29 116V115H28ZM54 116V115H53ZM64 116H67L64 115ZM71 116H75V115H71ZM88 116V115H87ZM120 116H121V111H120ZM128 116H127V119L128 120ZM146 116V115H144ZM143 116V117H144ZM193 116V115H192ZM195 116V114H194ZM212 116V115H211ZM210 116V117H211ZM18 117V116H17ZM21 117V116H20ZM36 117V115H35ZM70 117V116H69ZM78 117H80L78 115ZM129 117V118H130ZM152 117V116H151ZM155 117V116H154ZM167 117V118H166ZM185 117V115H184ZM209 117V118H210ZM213 117H215V115H213ZM217 117V115H216ZM221 117V116H219ZM8 118V117H7ZM10 118V117H9ZM33 118V117H32ZM40 118V117H39ZM39 118L37 121H39ZM72 118V117H71ZM82 118V117H81ZM84 118V116H83ZM82 118V119H83ZM94 118V117H93ZM133 118V117H132ZM207 118V117H206ZM19 119V118H18ZM23 119V118H22ZM21 119V120H22ZM27 120V118H25ZM44 118L41 117L40 121L43 120ZM48 119V118H46ZM53 119V118H52ZM63 119V118H62ZM67 120V118H64ZM63 119V120H64ZM78 119V118H77ZM125 119V117H124ZM123 119V120H124ZM131 119V118H130ZM137 119V118H136ZM146 119V118H144ZM212 119V118H211ZM25 120V121H26ZM32 120V119H30ZM61 120V119H60ZM69 120V119H68ZM74 120L75 122L77 121L74 117ZM73 120V121H74ZM88 120V119H87ZM90 120V119H89ZM116 120V119H115ZM163 120V121H162ZM35 121V122H37ZM38 122V123H41V122ZM62 121V120H61ZM125 121V120H124ZM195 121V120H194ZM210 121V119H209ZM263 121V122H262ZM5 122V121H4ZM30 122V121H28ZM27 122V124H28ZM60 122V121H59ZM58 122V123H59ZM69 122V121H68ZM123 122V121H122ZM2 123V121H1ZM19 123H22L19 122ZM18 123V124H19ZM34 123V122H33ZM55 123V122H53ZM65 123V122H64ZM77 123V122H76ZM85 123V121H84ZM88 122H86L87 124ZM181 123V122H180ZM6 124V123H5ZM9 124H12V123H8ZM17 124V125H18ZM42 124L44 126H47L46 127H49L50 126V123H47L46 124L44 122H42ZM66 124V123H65ZM69 124V123H68ZM71 124V123H70ZM86 124H82L83 126H85ZM89 124V123H88ZM87 124V125H88ZM90 124H92L90 122ZM118 124V123H117ZM138 124V123H137ZM141 124V123H139ZM184 124V123H183ZM16 125V124H15ZM14 125V126H15ZM39 125V124H38ZM41 125V124H40ZM39 125V126H40ZM72 125H73V122H72ZM86 125V126H87ZM119 125V124H118ZM117 125V126H118ZM131 125V124H130ZM162 125V124H161ZM175 125V124H174ZM177 125H180L178 124V121H177ZM26 126V125H24ZM32 126V125H31ZM30 126V127H31ZM54 126V125H53ZM74 126V125H73ZM71 126V127H73ZM77 126V125H76ZM136 127V125H134ZM139 126V125H138ZM154 126V127H153ZM166 126V124H165ZM184 126V125H183ZM192 126V125H191ZM190 126V127H191ZM245 126V127H246ZM5 128L7 126H4ZM19 127V125H18ZM21 127V126H20ZM19 127V128H20ZM35 127V126H34ZM38 126H36L35 128H37ZM82 127V126H79V128ZM133 127V126H132ZM189 127V126H188ZM207 127V126H206ZM8 128V127H7ZM17 128V126H16ZM25 128V127H24ZM28 128V127H26ZM42 128V127H40ZM77 128V127H76ZM123 128V127H122ZM126 128V127H125ZM160 128V127H159ZM171 128V127H170ZM176 128V126H175ZM174 128V129H175ZM194 128V127H193ZM21 129V128H20ZM22 129H23V126H22ZM75 129V128H74ZM78 129V128H77ZM83 130L85 129L86 131V128H82ZM165 129V128H164ZM163 129V130H164ZM10 130V129H9ZM8 130V131H9ZM13 130V129H12ZM17 130V129H15ZM13 130V131H15ZM42 130V129H41ZM73 130V129H72ZM80 129H78L76 131H74V135H75V140L73 141L72 145L70 146H65L63 147L62 149L58 150L57 151V157L53 158L54 154H52V159L48 158V157H45L47 158V160L52 164V165H57V166H61L63 163H64V160L66 161V159L68 158H71V155H74L73 153L75 152H80L81 153V149L83 147V145H87L88 143V139H87V134L85 131H83ZM125 130V129H124ZM150 130V129H149ZM178 130V129H176ZM192 130V129H191ZM207 130V129H206ZM238 130V129H237ZM6 131V133L8 132ZM43 131V130H42ZM72 131V132H73ZM175 131V130H174ZM173 131V132H174ZM208 131V130H207ZM2 132V131H1ZM17 132V131H15ZM20 132V131H19ZM85 132V133H84ZM204 132H206L204 130ZM209 132V131H208ZM206 132V133H208ZM12 133V132H11ZM40 132L39 130L38 131H34L32 133V130H26V129H23L20 133V137L24 138V139H31L32 137H36V135H39ZM47 133V131H46ZM45 133V134H46ZM167 133V132H166ZM171 133V131H170ZM184 133V132H182ZM211 133V132H210ZM231 133V134H230ZM233 133H235L234 131V127L228 129V132L226 129H224L223 131L219 132V135H220V138H223V137H228V135L230 136L229 140L227 141H219V143L217 145L215 144H210V145H204V146H201L199 145L198 143H192V145L190 146H182L178 151L177 153L173 154V156L168 159V160H164V159H150L151 157H149V159H146L144 160L145 157H139L138 159H136L135 161L136 162H130L129 163H126V165L124 166V168L122 169L120 175L118 178H114L115 180H113L114 182H110V181H107V183H105L102 187H97V186H93L92 187V190H90L88 193H84L85 196H83V201L82 203L84 204H87V206L90 208V212L92 214L95 213V211L100 207V206H103V205H107L109 206L108 208V211H106L107 215L112 217V219H114L113 223L111 226H107V228L109 230H106V228L104 229V224L106 222H102L103 223V230L100 234L101 236H99L100 234H95V236L93 235V239L95 241H98V243L100 242L101 244L102 243H108L106 241H110L111 244L113 246H117V247H114L116 249H118V247L120 248V251L118 253V258L116 260V258L112 260V258L110 256H107L108 258L110 257V259H108L107 261V258H104L106 259V261L108 262V264H156L158 262H161L163 260V256L168 253L170 249H172V246L175 244V242L177 240H179V235L180 233L186 229L188 230V228H191L193 229L195 232L198 227L200 229V222L203 221L204 219L206 220V215L207 213L205 211H203V206L205 207L206 209V206L208 203H213V204H209V205H214L215 201H217V196L219 194H217L216 190L217 188L219 189L220 187H218L217 183H220L218 182L219 181V178H220V175H221V171H223V169L225 167H228V171H230L229 169L230 168H235L236 169V155H237V152L238 153H242L238 150V143L236 142V139H235V136L233 135ZM238 133H239V130H238ZM243 133V132H242ZM255 133V132H254ZM262 132L261 131H256V138L252 139L250 136V139L247 141V152L245 153V155L247 154V161L249 160V158L251 157V153L254 154L253 151L257 150V148L259 147V142L261 141V139H263L264 137V134H261ZM13 134V133H12ZM63 134V133H62ZM157 134V133H156ZM173 134V133H172ZM246 134H252L250 132H246ZM5 135V134H4ZM14 135V134H13ZM17 135V137H19V133L15 134ZM13 136V139L16 137V136ZM43 135V134H42ZM166 135V134H165ZM255 135V134H254ZM262 135V136H261ZM2 136V135H1ZM6 136V135H5ZM8 136H10V138L12 139L11 135L8 134ZM44 136V135H43ZM171 136V134H170ZM195 136V135H194ZM19 137V138H20ZM41 137V136H40ZM58 137V136H57ZM101 137V136H100ZM109 137V136H108ZM167 137V135H166ZM175 137V136H174ZM197 137V136H196ZM43 138H47V137H43ZM59 138V137H58ZM74 138V137H73ZM72 138V139H73ZM192 138V137H191ZM1 139V138H0ZM12 139V140H13ZM16 139V138H15ZM14 139V141H16ZM42 139V138H40ZM53 140L55 138H52ZM51 139V140H52ZM171 139V138H169ZM184 139V138H183ZM21 140V139H20ZM38 140V139H36ZM32 141V140H31ZM41 141V140H39ZM44 142V140H42ZM41 141V142H42ZM50 141L49 139L46 141L45 140V143ZM58 141V140H57ZM264 141V140H263ZM9 142V141H7ZM17 142H20V141H17ZM23 142H25V140H23ZM33 143H35L36 141H32ZM42 142V143H43ZM111 142V141H110ZM165 142V141H164ZM164 142H163V145H164ZM22 143V141H21ZM30 143V141H29ZM32 143V144H33ZM49 143V142H48ZM112 143V142H111ZM200 143V142H199ZM217 143V142H216ZM2 144V142L0 143V145ZM5 144V143H4ZM3 144V145H4ZM17 144V143H16ZM31 144V143H30ZM29 144V145H30ZM147 144V143H146ZM153 144V143H152ZM151 144V146H152ZM156 144V143H155ZM37 145V143H36ZM165 145H166V142H165ZM182 145V144H180ZM10 146V145H9ZM154 146V145H153ZM177 146V145H176ZM1 147V146H0ZM138 147V146H137ZM141 147V146H139ZM160 147V146H159ZM157 147V148H159ZM4 148H6L4 146ZM22 148V147H21ZM144 148V147H143ZM244 148V147H243ZM39 149V148H38ZM58 149V148H57ZM147 149V148H146ZM246 149V148H245ZM159 150V149H158ZM2 151H5V150H2ZM25 151V150H24ZM23 151V152H24ZM245 151V150H244ZM1 152V151H0ZM22 152V154H23ZM130 152V151H128ZM7 152H5L4 154H6ZM34 153V156H33V160L35 159V153L37 154L36 151H25V154L26 155H30L32 156ZM87 153V151H86ZM132 153V152H131ZM136 153V152H135ZM194 154L193 157L189 156L190 154ZM21 154V155H22ZM76 154H79V153H76ZM76 154L74 156H76ZM123 154V153H122ZM130 154V153H129ZM127 154V155H129ZM137 154V153H136ZM160 154V153H159ZM196 154V156H195ZM239 154V155H240ZM263 154V153H262ZM14 155V154H13ZM24 155V154H23ZM120 155V154H118ZM139 155V154H138ZM151 155V154H150ZM169 155V154H168ZM242 155V154H241ZM258 155V154H257ZM9 158L11 157L10 155H8ZM17 156V155H15ZM14 156V158H16ZM20 156V155H19ZM18 156V157H19ZM98 156V155H96ZM125 156V155H124ZM134 156V154H133ZM143 156V155H142ZM165 156V155H164ZM17 157V158H18ZM22 157V156H21ZM29 157V156H28ZM81 157H83L81 155ZM131 157V156H130ZM6 158V157H5ZM8 158V157H7ZM20 158V157H19ZM72 158H74L72 156ZM88 158V157H87ZM239 158V156H238ZM241 158V157H240ZM90 159V158H89ZM112 159L111 161H113V158H110ZM242 159V158H241ZM245 159V158H244ZM245 159V160H246ZM4 160V159H3ZM11 160V158H10ZM81 160V159H79ZM13 161V160H12ZM122 161V160H121ZM120 161V162H121ZM74 162V161H73ZM76 162V161H75ZM115 162V161H114ZM244 163L246 161H243ZM242 162V163H243ZM11 163V161H10ZM19 163V162H18ZM46 163V162H45ZM44 163V164H45ZM77 163V162H76ZM1 164V163H0ZM6 164V163H5ZM16 164V163H15ZM99 164V163H98ZM11 165V164H10ZM31 165V164H30ZM28 165V166H30ZM47 165V163L45 164V166ZM68 165V164H67ZM96 165V166H95ZM101 165H104L101 164ZM242 165V164H241ZM240 165V166H241ZM44 165L42 164V167ZM94 166V167H92ZM239 166V165H238ZM11 167V166H10ZM23 167V166H22ZM36 167V166H35ZM49 167V166H48ZM116 167V166H115ZM24 168V167H23ZM28 169V167H26ZM44 168V167H43ZM69 168V167H67ZM66 168V169H67ZM238 168V167H237ZM7 169V168H6ZM58 169V168H57ZM65 169V170H66ZM90 171L93 170V169H89ZM67 171V170H66ZM71 171V169H70ZM77 171V170H76ZM96 171V170H94ZM28 172V171H26ZM73 172V171H72ZM72 172H68V173H63V176H62V179L61 180H58V183H53V184H49V185H46L48 186L46 188L44 181L41 185H39L38 187V193L36 197V199L33 197L34 200H32L30 198V200H32V202H29V204L27 205H31L33 204L34 202H36L37 199L40 200V198L46 196V194L48 193H51L52 191H56V190H59V186H61L62 184H64V189L67 190H70V192L72 190H74V188L72 187L73 185H71V187L73 189H70V187L68 186L67 188H65V185L66 184H70L72 181H74V178L77 177L79 175V173H76V174H73ZM88 172V171H87ZM86 172V173H87ZM237 172V171H236ZM240 172V171H239ZM32 173V172H31ZM35 173V172H33ZM224 173V171L222 172ZM231 173V172H230ZM229 173V174H230ZM3 174V173H1ZM44 174V173H43ZM42 174V175H43ZM47 174V173H46ZM83 174V173H81ZM6 175H7V172H6ZM12 175V174H11ZM14 175V174H13ZM30 175V173H29ZM36 175V174H35ZM228 175V174H227ZM4 176V175H3ZM9 176V174H8ZM31 176V175H30ZM94 176V175H93ZM224 177L226 175H223ZM221 176V177H223ZM230 176V175H229ZM237 176V175H236ZM1 177V175H0ZM87 177V176H86ZM227 177V176H226ZM233 177V176H231ZM39 178V177H38ZM48 178V177H46ZM50 178V177H49ZM103 178V177H102ZM229 178V177H228ZM31 179V178H30ZM109 179V178H107ZM225 179L226 181H231L233 179ZM235 179V178H234ZM32 180V179H31ZM37 180V179H36ZM39 180H41V178H39ZM38 180V182H39ZM224 180V179H223ZM224 180V181H225ZM116 181V182H115ZM223 181V182H224ZM91 182V181H90ZM40 183V182H39ZM79 183V182H78ZM10 184V183H9ZM36 184V183H35ZM223 184V183H222ZM221 184V185H222ZM8 185V184H7ZM33 185V184H32ZM31 185V186H32ZM175 185H178L177 187L178 188H175L176 186ZM227 185V184H226ZM230 185V184H229ZM14 186V185H13ZM30 186V185H29ZM35 186V185H33ZM217 186V188H216ZM241 186V185H240ZM75 187V186H74ZM84 187V186H83ZM163 188V193H161L160 196H157V194H155V196H157V198H153L152 201L149 200V202L147 204H145V206H142L140 209V212L137 211L136 214H132V218H131V221L129 222L130 224H128L126 227H123L122 225L118 224V221H119V217L122 216L119 214L120 212V208H122V206H126V207H136L134 206L135 204V201L136 200H139L142 195V193L145 191V190H150V189H155V188ZM59 188V189H58ZM62 188V187H61ZM222 188V187H221ZM220 188V189H221ZM1 189V187H0ZM12 188L8 189V190H11ZM225 189V188H224ZM13 190V189H12ZM11 190V191H12ZM5 191V190H4ZM7 191V189H6ZM10 191V192H11ZM15 191V190H13ZM13 191H12V194H13ZM65 191V192H66ZM81 191V190H80ZM160 191V189L158 190V192ZM220 191V190H219ZM8 192V191H7ZM58 192V191H57ZM70 192H68V196H70ZM75 192V191H74ZM73 192V193H74ZM216 192V193H215ZM17 193V191H16ZM160 193V192H159ZM220 193V192H219ZM20 195V193H18ZM57 194V193H55ZM1 195V194H0ZM8 195V194H7ZM6 195V196H7ZM17 196V194H15ZM81 194H78V191L75 192L74 196L75 197H79ZM113 195L115 198H116V195L118 196L117 199H115V201L113 202V205H110L108 202V204L105 202H101L99 200L100 197H103V198H108V196H111ZM147 195V194H146ZM14 196V195H12ZM82 196V195H81ZM206 196H208L206 198ZM8 197V196H7ZM220 198V195L218 196ZM13 198V197H11ZM118 198H122L123 201H120L118 200ZM144 198H145V194H144ZM143 198V199H144ZM4 198L0 199L3 201ZM68 199V198H66ZM82 199V198H81ZM102 199V198H100ZM5 200V199H4ZM28 200V199H27ZM44 200V199H43ZM56 200V199H55ZM58 200V199H57ZM2 201H0L2 203ZM6 201V200H5ZM17 201V200H16ZM38 201V200H37ZM42 201V200H41ZM40 201V202H41ZM119 201V202H118ZM220 201V200H219ZM19 202V201H18ZM40 202L36 203L35 205L39 204ZM54 202V201H53ZM56 202V201H55ZM77 202V201H75ZM143 203V200L140 201V203ZM218 202V201H217ZM216 202V204H217ZM5 203V202H3ZM24 203V201H23ZM57 204H61L60 201L59 202H56ZM145 203V202H144ZM58 204V205H59ZM215 204V205H216ZM6 205V204H5ZM34 205V206H35ZM40 205V204H39ZM57 205V206H58ZM144 205V204H143ZM208 205V206H209ZM32 207H34L33 205H31ZM20 207V206H19ZM25 207V206H24ZM20 208L18 211H16L13 215L9 216L8 218H5L3 220H0V228L2 227H5L6 225L12 223V221H14V219L18 218V216H16V214L20 211H23V208ZM31 207V208H32ZM56 207V206H55ZM53 208L51 212H49L45 217V219L43 220H40V221H36V223L33 221V222H30L32 223L31 225H29V229L30 230H36V229H43L42 231H52V230H56L58 229V225L60 223H62L63 221H66L67 219H70L73 217V213L70 209H68V207H61L59 206L58 209L57 208ZM79 207V206H78ZM27 208V207H26ZM207 208H210V207H207ZM214 208V207H213ZM30 209V208H29ZM41 209V208H40ZM77 209V208H76ZM128 209V208H127ZM79 210V209H78ZM77 210V211H78ZM124 210V209H123ZM134 210V209H133ZM139 210V209H138ZM210 210V209H209ZM28 211L25 210V212ZM76 211V210H75ZM46 212V211H44ZM208 212V210H207ZM125 214V213H124ZM210 214V213H209ZM126 215V214H125ZM124 215V216H125ZM198 215H202V217L200 218V220L198 219ZM14 216H16L15 218H13ZM32 216V215H31ZM78 216V215H77ZM105 216V215H104ZM35 217V216H34ZM79 217V216H78ZM83 217V216H82ZM107 217V216H106ZM123 217V216H122ZM125 217H129V216H125ZM131 217V215H130ZM129 217V218H130ZM206 217V218H205ZM218 217V216H217ZM10 221H7L8 219H10ZM13 218V219H12ZM29 218V217H28ZM109 218V217H108ZM198 219V220H197ZM123 220V219H122ZM7 221V223H5ZM73 221V220H72ZM82 221V220H81ZM90 221V220H89ZM92 221V220H91ZM101 221H104L101 219ZM28 222V220H27ZM94 222V221H93ZM112 222V221H109V223ZM137 222H139L142 226H140V224ZM204 222V221H203ZM76 223V222H75ZM90 223V222H89ZM101 223V222H100ZM98 223V224H100ZM53 224V225H52ZM80 224V223H79ZM107 224V223H106ZM22 225V224H21ZM51 225V226H50ZM73 225V224H72ZM84 225V224H83ZM146 225V226H145ZM89 226V225H88ZM99 227L101 226H96V229H98ZM87 228V227H86ZM27 228H25L26 230ZM51 229V230H50ZM91 229V226L90 228H88V230ZM28 230V229H27ZM83 230H85L83 228ZM85 231V232H89V231ZM100 230V229H98ZM97 230V231H98ZM82 233V231H80ZM91 232H93V230L91 229ZM26 233V232H25ZM184 233V232H183ZM124 236V237H123ZM75 237V235H74ZM123 237V239H122ZM189 237V235H188ZM187 237V239H188ZM64 238V237H63ZM58 239V238H57ZM190 239V238H189ZM41 240V239H40ZM186 240V239H185ZM36 241H38L36 239ZM72 241V239H71ZM92 241V240H90ZM90 241H88L87 243H90ZM190 241V240H189ZM188 242V241H187ZM206 243V246L204 245V247L193 256V258L190 260V262L188 264H264V154L260 157L259 161L254 165V167L250 170L248 176H247V181L245 183V185L243 186V188L239 191V193L237 194V196L234 198V200L231 202V204L229 205V207L227 208V210L224 212V214L221 216V218L218 220V222L213 226L212 228V231L210 232L209 236L207 237L206 241H204ZM78 243V242H77ZM76 243V244H77ZM177 243V242H176ZM189 243V242H188ZM35 244V242L33 243ZM83 244V243H82ZM86 244V243H85ZM178 244V243H177ZM64 245V244H63ZM74 245V244H73ZM95 245V244H94ZM186 244H184V247H185ZM55 246V245H53ZM61 246V245H60ZM80 246H82L80 244ZM79 246V247H80ZM108 246V245H107ZM62 247V246H61ZM70 247V246H69ZM78 247V248H79ZM85 248V247H84ZM88 248V247H87ZM174 248V247H173ZM178 248V246H177ZM94 249V248H93ZM113 249V248H112ZM183 249V247H182ZM68 250V249H67ZM77 250V249H76ZM95 250V249H94ZM106 250V248H105ZM179 250V249H178ZM181 250V248H180ZM184 250V249H183ZM56 251V250H54ZM64 251V250H63ZM78 251V250H77ZM103 251V250H102ZM168 251V252H167ZM182 251V250H181ZM181 251H178V254L179 252ZM52 252V251H50ZM59 252V251H57ZM66 252V251H65ZM76 252V251H75ZM75 252H72V253H75ZM112 252V251H111ZM110 252V253H111ZM176 252V251H175ZM183 252V251H182ZM37 253V252H36ZM70 253V251H69ZM78 253V252H77ZM107 253V252H106ZM105 253V254H106ZM109 253V254H110ZM58 254H61L58 253ZM57 254V256H58ZM102 254V253H100ZM99 254V256H100ZM112 254V253H111ZM47 255V254H46ZM53 255V254H52ZM62 255V254H61ZM167 255V254H166ZM169 255V254H168ZM176 254H174L175 256ZM41 256V255H40ZM102 256V255H101ZM38 257V256H37ZM44 258V256H41ZM41 257L38 258V260H41ZM61 257V256H60ZM67 257H68V254H67ZM66 257V258H67ZM71 257V255L69 256ZM103 257V256H102ZM105 257V255H104ZM59 258V257H58ZM72 258V257H71ZM100 257H97V259L99 260ZM23 259V258H22ZM31 260H33L32 258H30ZM36 259V258H35ZM34 259V260H35ZM60 259V258H59ZM65 259V258H64ZM73 259V258H72ZM95 259V258H94ZM171 259V258H170ZM37 260V259H36ZM35 260V261H36ZM45 260V259H44ZM68 260V259H67ZM86 260V259H85ZM91 261L93 259H90ZM101 260V259H100ZM21 261V259H20ZM23 261V260H22ZM42 261V260H41ZM57 258H56V262H57ZM61 261V260H60ZM65 261V260H63ZM75 261V259H74ZM28 262V261H26ZM32 262V261H31ZM30 262V263H31ZM52 262H54V259L52 260ZM69 262V261H68ZM83 262V260H82ZM86 262V261H85ZM93 262V261H92ZM95 262H97L95 260ZM101 262H103V260H101ZM22 263V262H21ZM59 263V262H58ZM57 263V264H58ZM64 263V262H63ZM77 263V262H75ZM81 263V262H80ZM79 263V264H80ZM87 263V262H86ZM23 264V263H22ZM25 264V263H24ZM33 264H37L35 262H33ZM49 264V263H48ZM55 264V263H53ZM62 264V262H61ZM97 264V263H96ZM103 264V263H102ZM161 264V263H159Z\"/></svg>",
    "mask_w": 264,
    "mask_h": 264
}]
</instances>
